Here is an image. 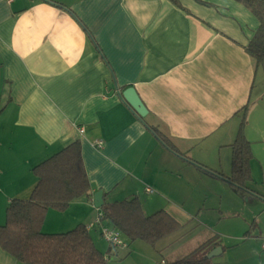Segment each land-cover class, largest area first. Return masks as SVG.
Masks as SVG:
<instances>
[{
  "label": "crops",
  "instance_id": "obj_1",
  "mask_svg": "<svg viewBox=\"0 0 264 264\" xmlns=\"http://www.w3.org/2000/svg\"><path fill=\"white\" fill-rule=\"evenodd\" d=\"M177 1L0 0V226L13 199L31 196L33 168L77 140L91 196L64 211L50 208L43 232L95 223L100 190L104 202L137 197L145 214L165 210L179 221L180 201L191 199L196 179L208 174L202 168L232 173L246 105L252 192L242 195L221 176L215 182L248 204L264 198V65L246 49L260 20L239 0ZM131 86L148 109L143 118L120 95ZM106 226L114 228L103 220L88 229L110 257L134 247V264H168L146 258L145 245L125 237L128 247L112 246L102 234ZM252 226L208 231L192 245L215 238L205 251L222 252L209 264H264V235L260 228L249 235ZM177 255L171 250L170 261ZM0 264L26 263L0 245Z\"/></svg>",
  "mask_w": 264,
  "mask_h": 264
},
{
  "label": "trees",
  "instance_id": "obj_2",
  "mask_svg": "<svg viewBox=\"0 0 264 264\" xmlns=\"http://www.w3.org/2000/svg\"><path fill=\"white\" fill-rule=\"evenodd\" d=\"M178 3L177 0H172ZM244 2L260 20V26L247 46L256 64L264 65V0ZM243 123L232 144V173H220L242 195L252 190L251 142L244 134L247 105L242 108ZM174 152L171 141L157 128L149 127ZM38 182L26 199H13L6 211V223L0 226L1 247L26 264H109L110 251H102L84 224L58 233L42 231L47 211L54 208L64 211L74 201L91 196V184L84 164L82 142L70 143L58 153L33 168ZM103 219L123 233L130 242L143 241L156 245L162 239L180 231L184 224L165 210L147 215L139 198L104 202L99 209ZM201 247L180 256L170 264H209L208 252Z\"/></svg>",
  "mask_w": 264,
  "mask_h": 264
},
{
  "label": "rangeland",
  "instance_id": "obj_3",
  "mask_svg": "<svg viewBox=\"0 0 264 264\" xmlns=\"http://www.w3.org/2000/svg\"><path fill=\"white\" fill-rule=\"evenodd\" d=\"M202 169L208 174L200 177L201 179H196L194 192L191 191V199L182 200L179 204V210L181 211L178 215L179 221L185 223L189 219H193L180 231L162 239L156 245L137 241V243L145 245L144 247L147 250H145L146 258H149L151 255L155 256L156 259L163 257L170 264L171 250L177 249V257L187 255L196 251L197 248L192 244L202 239L205 240L208 231H213L214 233L221 231L224 234H232V231L243 230L244 228L240 227V225H244L245 223L250 226L253 225L249 235L259 228L264 235V211H262L261 207L264 204V198L261 197V200L254 201L253 205L245 203V198L233 194L235 190L227 187L229 184H226V182H215L219 181L217 173L207 168ZM252 212V217H249ZM219 239L221 240V244H228L230 242V239L226 237H219ZM214 242L215 238L211 243L213 244ZM211 243L201 248V254L205 253L206 247H209ZM130 250V253L129 251H123L117 255H112L110 257L111 264H134V260L128 259L133 254L134 247ZM125 252L126 256H123L122 254ZM142 262L148 263L146 260Z\"/></svg>",
  "mask_w": 264,
  "mask_h": 264
},
{
  "label": "water",
  "instance_id": "obj_4",
  "mask_svg": "<svg viewBox=\"0 0 264 264\" xmlns=\"http://www.w3.org/2000/svg\"><path fill=\"white\" fill-rule=\"evenodd\" d=\"M122 98L130 105V107L140 116L145 117L148 114V109L142 99L140 98L138 92L136 91L135 87H128L124 91L120 93ZM104 191H98L95 196V205L98 208H101L104 204L103 200ZM222 252V247H217L216 249L212 250L207 257L212 259Z\"/></svg>",
  "mask_w": 264,
  "mask_h": 264
},
{
  "label": "built area",
  "instance_id": "obj_5",
  "mask_svg": "<svg viewBox=\"0 0 264 264\" xmlns=\"http://www.w3.org/2000/svg\"><path fill=\"white\" fill-rule=\"evenodd\" d=\"M9 2L13 1V0H8ZM81 131H84V128H81ZM98 146L102 147L103 146V142L99 141L98 142ZM147 191H152L151 189H147ZM103 214L100 211L98 214V217L95 221V223H100L103 221ZM95 223L90 224L87 228H92ZM102 234L104 236V238L114 247H122V248H126L128 247V242L124 239L123 233L118 230L117 228H108V227H103L102 228ZM263 248H264V244H263ZM162 264H164V261L162 262Z\"/></svg>",
  "mask_w": 264,
  "mask_h": 264
}]
</instances>
